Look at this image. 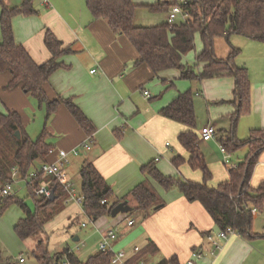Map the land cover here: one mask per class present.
Masks as SVG:
<instances>
[{
    "label": "crops",
    "instance_id": "0c3cea01",
    "mask_svg": "<svg viewBox=\"0 0 264 264\" xmlns=\"http://www.w3.org/2000/svg\"><path fill=\"white\" fill-rule=\"evenodd\" d=\"M71 1L77 6L68 4L66 0L46 2L34 0L33 8L37 12L35 15L17 16L12 19V32L16 43L23 46L36 64H43L51 58L43 43L46 31H50L63 47H71L74 50V53L58 60L66 68L55 71L44 89L50 99L57 97L70 99L95 128L90 150L84 151L80 146L87 137L66 108L59 106L56 112L45 120V127L42 130L45 132L46 145L54 151L48 155L45 162H56L57 151L69 153L64 168L73 187L75 179L79 185L81 183L79 171L83 163H91L111 188L109 204L121 200L141 182L148 183L162 201L161 208L149 212L148 219L142 223L139 222L142 213L133 210L132 202L127 204L130 212L118 213L115 217L108 214L97 219L88 218L82 207H78L82 211L81 214L95 227V246L105 233L114 231L118 238L112 245L116 246L117 250L125 252L128 259L135 255L133 252L135 248H138V252H143L149 243L155 245L157 252L143 257L146 264L149 262L155 264L171 256H176L180 264H186L193 250H201L203 253V257L196 264H264V210L261 213H252L254 220H260L255 225L256 229L253 220V238L247 240L237 234L229 236L221 242L220 250L211 254L206 235L219 230L204 208L198 202H188L176 189L165 191L152 178L141 172L142 167L152 163L166 177L202 183L201 172L190 168L188 165L190 156L178 142V136L188 131V128L160 115V111L180 94L187 90L192 91L191 87L194 84L196 89L194 94L201 100L199 104L193 102L195 115L200 106L205 110L206 119L198 123L196 117L193 132L199 138L200 129L206 125L213 126L216 131L212 140L202 142L199 138L198 142L199 153L211 174L207 187L217 188L229 182L228 169L219 147L220 140L228 138L230 117L237 110L234 78L226 75L190 81L181 79L180 71L176 69L153 74L146 65L136 66L138 54L127 39L121 35H114L104 21L93 19L85 0ZM159 1L167 2L131 0L136 7L134 26L152 27L166 23L163 18V21L157 24H140L138 18L142 11L155 14L149 7ZM3 2L9 7L21 5L13 6L10 0ZM196 35L199 34L194 35V40ZM230 37L225 40L216 38L213 49L219 60L228 58L231 48L239 50L233 64L247 72L250 86L249 111L239 117L235 131V139L243 142L249 140L250 136L254 135L253 132H264V42L239 35H235L236 38L232 40ZM202 48L201 42L200 51L197 53L194 43V48L190 51V53L194 51V62ZM187 54L181 58L182 65L188 64L184 60ZM204 66L200 65L197 68L198 72H201ZM9 80V74L0 73V112L2 114L18 112L24 131L30 138L23 115L27 113L29 107L34 106L33 99L20 88L3 90ZM169 90L174 91L166 94L165 92ZM145 92L149 97L144 95ZM215 148L218 150L219 159L213 154ZM73 149L78 150L76 155L71 154ZM236 153H239L242 159L233 161V155ZM247 155L248 147H243L230 152L229 159L237 166L246 160ZM176 157L184 161L178 167L172 164V159ZM249 183L252 188L264 185V150L257 157ZM72 204L74 203L67 207L73 209L75 205ZM64 209L65 207L59 211L62 212ZM59 211L52 219L60 213ZM21 212L10 210L7 213L6 209L0 215L3 216L0 218V242L9 245L10 248L7 250L0 248V264H6L9 260L17 264H37L33 258L30 261L22 257L25 242H21L14 233L16 224L25 218ZM129 221H133L131 226H128ZM80 225L84 227V223ZM71 236V241L77 243L75 251L66 246L57 252L49 250L50 253H59L67 249L68 253L74 254L78 260L85 261L86 257L100 252H96V247H93L89 250V255H86L85 251H82V255L75 254L74 252H79L81 238L76 234ZM75 238H78V241H74ZM32 240L35 246L37 239ZM82 244L81 246H84V243ZM11 254L15 255L12 260L8 257ZM19 259H23V262L20 263Z\"/></svg>",
    "mask_w": 264,
    "mask_h": 264
},
{
    "label": "trees",
    "instance_id": "16d2710c",
    "mask_svg": "<svg viewBox=\"0 0 264 264\" xmlns=\"http://www.w3.org/2000/svg\"><path fill=\"white\" fill-rule=\"evenodd\" d=\"M34 0H22L18 7H9L0 0V73L10 76L3 90L20 88L22 92L36 101L40 107H45L46 120L49 119L59 106L66 108L79 129L87 138H92L95 128L83 115L80 109L70 100L57 97L50 99L45 92V84L57 70L66 66L58 60L63 56L74 53L71 47H63L62 43L50 32L44 35V46L51 58L43 64H36L22 45L16 43L12 32V19L17 16L27 17L37 12L33 8ZM184 8L190 14L186 23L178 22L173 25L162 23L152 27H136L133 24L135 5L131 0H85V5L93 19L102 20L114 35L124 36L138 54L135 65H146L156 74L163 70L176 69L180 71L181 79L206 80L222 76H231L235 80V101L237 110L230 117V130L226 140H220V145L227 153L248 147L246 160L235 169L228 170L229 182L217 188H208L211 179L205 161L198 150L199 138L193 130L196 115L193 105L194 94L190 91L180 94L171 104L160 111V115L175 123L185 126L188 131L178 136V142L189 154L188 165L191 169L202 174V183L196 184L183 179L164 176L154 165L148 164L141 172L165 191L178 190L188 202H198L211 218L218 230L231 228L238 236L250 240L253 238L252 209L257 213L264 210V185L257 188L250 186V177L257 157L264 150V132H253L250 139L238 142L235 131L239 117L249 111L250 86L245 69L234 66L233 61L239 50L231 48V53L225 60L216 58L213 43L216 38L228 39L231 35H239L250 40L264 42V0H186ZM177 4V0L159 1L149 7L154 13H168ZM200 35L202 51L196 56L195 62L182 65L181 58L194 48V35ZM205 65L201 72L197 68ZM19 132L20 139L15 137ZM4 144L5 155L0 154V188L11 181V173L16 169L21 178L26 179L28 172L36 161L45 162L51 147L45 143V132L32 141L25 133L21 116L16 111L6 114L0 112V144ZM180 157L172 159L175 167L183 164ZM80 196L82 210L90 219L111 214L112 209L122 203H133V210L140 212L146 218L149 212L162 201L146 182L134 187L121 200L109 204L112 196L111 188L100 177L91 163L84 162L79 171ZM47 178L33 180L34 188L47 182ZM54 200L43 196H35L30 188V196L34 199L35 209L31 211L23 202L14 196L0 199V215L11 205H17L25 218L14 227V233L21 242L35 239L43 233L44 225L57 212L56 202L64 196L60 186L51 183ZM207 236V235H206ZM264 236V235H263ZM195 251V250H193ZM192 251V252H193ZM157 252L153 243H149L145 251H139L125 264H137L146 255ZM191 252V253H192ZM31 258L37 264H62L67 258L69 264H110L112 256L99 252L80 261L65 249L51 254L47 240H37L30 251ZM191 256V254H190ZM6 264H17L8 261ZM155 264H180L176 256L158 261Z\"/></svg>",
    "mask_w": 264,
    "mask_h": 264
},
{
    "label": "rangeland",
    "instance_id": "374dc122",
    "mask_svg": "<svg viewBox=\"0 0 264 264\" xmlns=\"http://www.w3.org/2000/svg\"><path fill=\"white\" fill-rule=\"evenodd\" d=\"M66 1L68 2V4H71L73 6H77L76 3L72 2L71 0H66ZM21 2H22V0H10V3L13 4V6H18L19 4H21ZM163 16H164L163 13L151 14V13H148L146 11H142L138 15V18L140 19V24H157L158 22L163 21V18L166 20L167 15H165L164 17ZM234 36L235 35H233V37H230L231 38L230 40L235 39L236 37H234ZM222 39L225 40V38H222ZM194 43H195V50L198 53L200 51V45H201V40H200L199 35L195 36ZM189 53L184 58V60L188 64L192 65L194 63V51L190 54ZM191 88H192V91L191 90H187V91H190L191 93L194 94L195 93L194 91L196 90L194 88V84H192ZM173 91L174 90H169L165 93L169 94V93H172ZM199 101H201V100L197 99L195 94H194L193 102L194 103L197 102L199 104ZM32 102L34 103V106L29 107L28 111H26L27 113H24L23 116H24V124H25V127L28 128L27 131L30 135L31 140L36 141L37 138L41 135L43 128L45 127V122H46L45 121L46 120L45 119V107L43 106V108H40L39 104H37L36 101L34 102L32 100ZM196 117L198 119V123H200L202 120L206 119V113H205L204 108L199 106V108L196 111ZM2 152H4L3 142L0 144V154L1 155L6 154V152L5 153H2ZM239 153H236L235 155H233V161H238V159H242V157H240ZM213 154L217 155V157L219 159L218 150L216 148L213 150ZM40 164H41V161H36L34 163V167H32V169L28 172L27 176H29V173H31L32 171L39 170ZM225 170H227V169H225ZM79 186H80L79 182L75 179L73 188L75 189L77 194H79V191H80ZM11 189H12L11 196H14L15 198H17L18 200L23 202V204H25V206L28 209H30L31 211H34L35 202H34V199L30 196L31 191H30L29 187L27 186V181L25 179L21 178V176H18L11 183ZM72 205H75V207H73V209L71 207L65 206L63 204V200L60 197L56 202V208L58 209L57 211H59L61 208L63 209L64 207H65V209L62 212L59 211L60 213L58 215H56L52 220L47 222L44 225V232L39 234L35 239L45 240V238H47L48 249L51 252H57L60 248H64L66 246L69 247L70 250L75 251V247H76L77 243L75 244L71 241V239H72L71 235L76 234V236L81 238V243L79 242V246H80L79 252H74L75 254L79 253L80 255H82V251H85L86 255H89L90 254L89 250L93 249V247H96L95 251L99 252L98 245H99L102 238L100 239L99 242L97 241V243H96L97 245L95 246V242H96L95 227L91 224V222H89L81 214L82 211H81V209H79L81 207L80 205H77V204H72ZM8 209H7V213L10 210H15V211L21 212V209L17 205H11L8 207ZM162 210H160V211H162ZM1 217H3V216H1ZM77 217H78V219H76ZM146 219H148V218L147 217L145 218L144 215L142 214V215H140V218H139L140 221L139 222L142 223ZM258 222H260V220H254V228H255V225L258 224ZM81 223H84V227H81V225H80ZM137 226H138V224H137ZM116 237H117V235H116ZM82 243H84V246H81V245H83ZM0 244H1L0 248L2 247L3 250L10 249L9 245H6L2 242H0ZM33 248H34V241L32 239L25 241V249L23 250V254H22V257L25 260H30V261L32 260V258L30 256V251ZM112 250L114 253H118L119 251H121V250H117L116 246H113ZM14 256H15L14 254H11L8 257H10V259H11ZM87 258L88 257H86L85 260ZM148 264H150V262Z\"/></svg>",
    "mask_w": 264,
    "mask_h": 264
},
{
    "label": "built area",
    "instance_id": "2783aa9c",
    "mask_svg": "<svg viewBox=\"0 0 264 264\" xmlns=\"http://www.w3.org/2000/svg\"><path fill=\"white\" fill-rule=\"evenodd\" d=\"M46 2V0H44ZM187 5L186 0H177V4H174L166 16V23L168 25H173L178 22L186 23L190 20V14L187 11L184 6ZM93 73V71L91 72ZM146 97H149V94L147 92L144 93ZM215 128L210 125H206L201 128L199 131V138L202 142H208L212 140L215 136ZM91 145V139L87 138L86 141L80 146L84 151L90 150ZM220 151L223 155V162L226 165L228 170L235 169L237 166L232 164L230 162V156L229 153L225 151V149L220 145ZM78 152L77 149H73L71 151V154L76 155ZM53 150H49V154H53ZM68 154L65 151H57L56 155L58 157V160L53 163L44 162L40 164L39 170H34L31 173H29V176L25 179L27 181V186L34 189V195L35 196H43L45 198H48L51 196L52 188L50 187L51 183H55V185L60 186V188L64 192V196L62 198L63 204L65 206L74 203L77 205L82 206V196L80 194H77L75 189L73 188L72 183L67 178L66 172H65V165L68 161ZM157 160V159H156ZM18 176V172L16 170H13L11 173V181L4 185L2 188H0V198L11 196V183L14 179H16ZM41 176L42 178H47L49 181L43 182L40 184L39 187L34 188L33 186V180ZM251 213H256L255 209L251 210ZM133 224V221L128 222V226H131ZM236 232H234L231 228H227L225 230H219L216 233H209L206 236V241L210 246L209 252L211 254L216 253L221 248V242L225 241L229 236L235 235ZM116 234L114 231H108L105 233V235L102 237L98 249L100 252L104 254H110L112 256V259L110 261V264H125L127 261V255L125 252L120 251L118 253H114L112 250V243L116 240ZM134 254L138 253V248H135L133 250ZM203 257V253L201 250H195L191 253L190 258L187 260L186 264H196L197 261H199ZM20 263L23 262V259L18 260ZM62 264H69L67 258L65 257V260ZM137 264H146L143 260H140Z\"/></svg>",
    "mask_w": 264,
    "mask_h": 264
},
{
    "label": "water",
    "instance_id": "95a60500",
    "mask_svg": "<svg viewBox=\"0 0 264 264\" xmlns=\"http://www.w3.org/2000/svg\"><path fill=\"white\" fill-rule=\"evenodd\" d=\"M15 137H16L17 139H20V134H19V132H16V133H15ZM53 191H54V190L51 191V196L49 197V200H50V201H53V200H54ZM159 208H160V206H157V207H155L154 209L157 210V209H159ZM130 211H131L130 207H128L126 203H122V204H119V205L115 206V207L112 209V211H111V215L115 217L118 213H122V212H130ZM74 241H78V238H75Z\"/></svg>",
    "mask_w": 264,
    "mask_h": 264
}]
</instances>
